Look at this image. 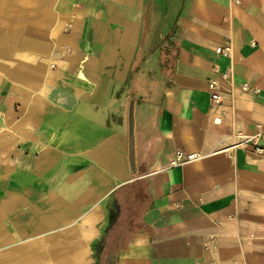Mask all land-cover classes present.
<instances>
[{"label": "crops", "instance_id": "0c3cea01", "mask_svg": "<svg viewBox=\"0 0 264 264\" xmlns=\"http://www.w3.org/2000/svg\"><path fill=\"white\" fill-rule=\"evenodd\" d=\"M258 123L264 0H0V264H264Z\"/></svg>", "mask_w": 264, "mask_h": 264}, {"label": "built area", "instance_id": "2783aa9c", "mask_svg": "<svg viewBox=\"0 0 264 264\" xmlns=\"http://www.w3.org/2000/svg\"><path fill=\"white\" fill-rule=\"evenodd\" d=\"M216 52L224 55H229L230 46L224 45L217 47ZM221 78L225 81H228L231 85V77L228 73L223 72L221 74ZM207 88L210 93L211 104L212 105L217 104L221 100L220 99L221 85L216 80L210 79L208 81ZM242 89L253 90L254 92H258L257 89L255 88L252 89L247 83L242 84ZM214 121L219 123L220 119L215 118ZM263 133H264V128L260 123L256 124L254 131L251 133H245L241 130L232 131L229 135L231 146L233 147L247 146L249 147L250 151H252L256 155L264 156V144H262L261 141ZM199 156L200 155L197 153L185 154L180 150H176L174 155L170 159L169 166L181 165L182 163L195 159ZM206 248L208 249L209 245L206 246Z\"/></svg>", "mask_w": 264, "mask_h": 264}, {"label": "water", "instance_id": "95a60500", "mask_svg": "<svg viewBox=\"0 0 264 264\" xmlns=\"http://www.w3.org/2000/svg\"><path fill=\"white\" fill-rule=\"evenodd\" d=\"M131 110L129 111V127H130V133H129V158H130V163L132 164V132H131Z\"/></svg>", "mask_w": 264, "mask_h": 264}, {"label": "bare ground", "instance_id": "6f19581e", "mask_svg": "<svg viewBox=\"0 0 264 264\" xmlns=\"http://www.w3.org/2000/svg\"><path fill=\"white\" fill-rule=\"evenodd\" d=\"M2 63V62H1ZM47 65V64H46ZM78 241V240H77ZM38 247V246H37ZM67 247V246H66ZM31 250V249H30ZM23 251V250H22ZM29 251V250H28ZM24 252V251H23ZM35 252V251H34ZM43 252V251H42ZM14 261V260H13ZM19 261V260H18ZM34 261V260H33ZM10 263V262H9ZM12 263V262H11ZM71 263V261H70ZM80 263V262H79ZM15 264V263H14Z\"/></svg>", "mask_w": 264, "mask_h": 264}]
</instances>
